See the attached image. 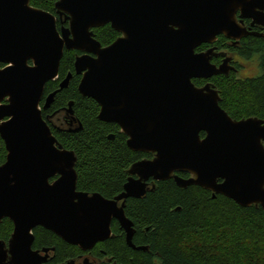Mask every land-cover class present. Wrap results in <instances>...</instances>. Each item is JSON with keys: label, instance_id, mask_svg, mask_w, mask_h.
Masks as SVG:
<instances>
[{"label": "water", "instance_id": "obj_1", "mask_svg": "<svg viewBox=\"0 0 264 264\" xmlns=\"http://www.w3.org/2000/svg\"><path fill=\"white\" fill-rule=\"evenodd\" d=\"M29 1L0 0V138L6 150L0 222L8 218L13 225L7 247L0 240V264H40L43 258L31 248L36 226L88 250L112 236L116 220L126 244L144 249L132 242L124 205L144 195L149 179L152 186L173 179L181 188L197 185L213 197L264 208V118H232L214 84L193 81L233 70L228 59L210 62L213 48H196L218 34L232 40L247 35L238 11L264 24V0H55L56 14L67 21L59 28L53 13ZM106 23L119 36L102 46L92 29ZM64 50L81 52L73 62L81 75L77 89L97 102L98 119L117 124L129 149L153 154L129 166L112 198L76 190L75 153L57 141L41 114L45 84L57 78ZM56 91L45 96L44 108ZM66 112L72 114L71 102Z\"/></svg>", "mask_w": 264, "mask_h": 264}, {"label": "trees", "instance_id": "obj_2", "mask_svg": "<svg viewBox=\"0 0 264 264\" xmlns=\"http://www.w3.org/2000/svg\"><path fill=\"white\" fill-rule=\"evenodd\" d=\"M54 1L30 0L29 3L54 13ZM56 24L59 28L60 21ZM92 32L102 45L118 36L108 23L93 28ZM240 52L258 54L259 73L243 78L233 73L214 76L219 104L234 119L264 118V37H246ZM75 53L64 50L58 77L47 81L44 88L46 92L55 88L60 79L72 73L68 86L56 92L52 105L59 108L72 100L74 115L81 127L74 132L51 130L63 147L75 153L77 187L112 198L122 190L129 166L153 154L129 149L126 136L117 124L98 119L97 102L78 92L79 76L74 74L73 68ZM196 80L193 79L195 83ZM5 155L0 138V164ZM178 174L186 176L182 172ZM124 211L133 223V244L145 248L129 247L118 223L112 220V236L98 242L96 248L98 255L104 256L101 255L103 250L116 264H264V208L260 205L240 206L226 196H210L197 185L181 188L173 179H167L154 181V187L146 189L139 198H127ZM11 229V221L3 218L0 237L6 238ZM33 231L36 244H56L57 258L76 250L40 226Z\"/></svg>", "mask_w": 264, "mask_h": 264}, {"label": "flooded vegetation", "instance_id": "obj_3", "mask_svg": "<svg viewBox=\"0 0 264 264\" xmlns=\"http://www.w3.org/2000/svg\"><path fill=\"white\" fill-rule=\"evenodd\" d=\"M263 13H264V9H263ZM53 14L56 16V23H57V21H60V26L61 25L66 26L67 25V21H64V15L59 17L56 14L55 9H54ZM236 17H237V22L239 24H241L248 31L247 35H244V36L240 37L239 39H236V40L233 39L232 40L223 34H218L216 36V39L212 43H202L196 48V51H205L208 48H213V55L210 59V62L212 64L218 66L219 64H221L223 62L224 59H226V60L228 59V64L233 67V70H231L229 73H233V74L235 73L236 77H238V78L252 77V76L257 75L259 73V70H260L259 69L258 54L252 52L249 55H244L243 53H241L240 51L242 48V40L246 39V37H248V36L264 37V24L256 23V22L253 23L252 19L249 17H243V18L239 17V11L237 12ZM64 23H66V24H64ZM253 32H255L256 34H253ZM118 36H119V33H118ZM102 46H106V45H102ZM74 51L76 52L74 55V58L76 55L81 53L80 51H77V50H74ZM73 62H74V59H73ZM246 63H249V65L254 68V70L251 71L250 74L243 73V70H244L243 68L246 65ZM74 74H76V73L74 72ZM76 75L79 76V80H80L81 75H79V74H76ZM228 75H225L223 73H219V74L213 75V76L206 78V79L198 78V80H196L197 82L196 83L194 82V83L197 86H202L205 83L210 82V83L214 84L215 88H217L213 77L214 76H228ZM71 78H72V75H71L69 81L71 80ZM62 79H60L58 81L57 86L55 88L50 89L47 92L45 91V88H44L43 95H42L41 101H40L41 114H42V117L44 118V120L46 121V123L48 124V126L50 127V130L54 129L56 131L65 130V131H69V132H74V131H76V129H80L78 127H81V123L76 118V116L74 115L73 101L72 100H68L66 102L65 106H62L59 108L58 107L53 108V105H52L53 101H54V98H53L52 103L48 107H45V108L43 107L45 96L48 93L53 92L54 90L59 91L58 90V84ZM69 81H68V84H69ZM68 84H67V86H68ZM55 95H54V97H55ZM68 102H71L72 114H68L66 112V107H67ZM51 132H52V130H51ZM202 136H204V133ZM126 138H127V136H126ZM185 174H186V176H184V177H187L188 174L187 173H185ZM55 177H56V175L51 177L50 181H52ZM127 177H128V174H127ZM127 177H126V179H127ZM220 181L221 180H218V182H220ZM151 183H152V181H151V179H149L148 180V187L146 189H148L149 187H152V188L154 187V186H152ZM122 187H123V185H122ZM76 190L77 191H85L89 194L92 193V192H89L86 190L79 189L77 187V179H76ZM205 190H207V189H205ZM207 191L209 192L210 196H213V193L210 190H207ZM216 195H221V194H216ZM216 195H214V196H216ZM40 227H42V226H40ZM12 228H13V225H12ZM34 228H33V230H34ZM119 228H120V226H119ZM33 230H32V233L34 235V240L32 242L31 248L35 251H38L39 257H41V259L43 258L42 261L40 260V264H116L115 261H112L111 257L105 256V252L103 250H101V255L103 254L104 256L98 255V253H97L98 248H96L99 245L98 242L92 248H90L88 250H83L80 247H78L77 245L70 244V245H73L74 247H76V250H74V252H72L71 254H68L66 256H62L61 258H57L58 249H57L56 244H36L35 243V234H34ZM11 232H12V229L6 238H4L3 236L0 237V240L5 242V247H7V245H8V239L11 235ZM123 233H124V231H123ZM7 255L9 258V254H7Z\"/></svg>", "mask_w": 264, "mask_h": 264}, {"label": "rangeland", "instance_id": "obj_4", "mask_svg": "<svg viewBox=\"0 0 264 264\" xmlns=\"http://www.w3.org/2000/svg\"><path fill=\"white\" fill-rule=\"evenodd\" d=\"M243 69H244V70H243V73H245V74H250L251 71L254 70V68H253L252 66H250L249 63H246V65L244 66ZM229 74H230V73H229ZM233 75L236 77V74H235V73H234ZM65 76H66V75H65ZM65 76H64V77H65Z\"/></svg>", "mask_w": 264, "mask_h": 264}]
</instances>
